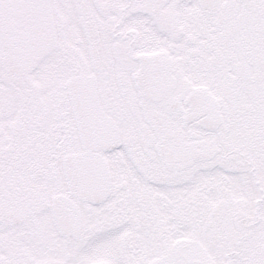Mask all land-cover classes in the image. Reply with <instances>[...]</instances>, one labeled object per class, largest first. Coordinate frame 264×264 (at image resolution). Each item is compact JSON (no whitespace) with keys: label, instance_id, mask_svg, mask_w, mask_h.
Wrapping results in <instances>:
<instances>
[{"label":"snow or ice","instance_id":"1","mask_svg":"<svg viewBox=\"0 0 264 264\" xmlns=\"http://www.w3.org/2000/svg\"><path fill=\"white\" fill-rule=\"evenodd\" d=\"M0 264H264V0H0Z\"/></svg>","mask_w":264,"mask_h":264}]
</instances>
